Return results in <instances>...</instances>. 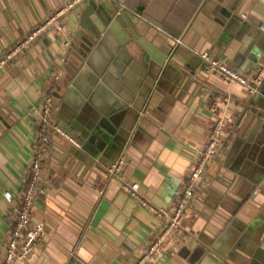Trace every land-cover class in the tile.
I'll list each match as a JSON object with an SVG mask.
<instances>
[{
  "label": "crops",
  "instance_id": "0c3cea01",
  "mask_svg": "<svg viewBox=\"0 0 264 264\" xmlns=\"http://www.w3.org/2000/svg\"><path fill=\"white\" fill-rule=\"evenodd\" d=\"M106 1L115 6L110 14L81 0L62 15L59 31H41L0 66V261L45 98L49 120L67 126L78 145L44 128L28 212L44 232L12 264L130 262L167 225V215L147 207L172 212L212 121L211 102L224 116L221 148L184 209V227L169 229L145 264H215L219 255L225 264H246L252 252L264 256V0ZM61 3L0 0V58ZM121 8L132 18H121ZM136 20L148 27L137 31ZM97 27L105 43L97 54L106 59L98 55L78 70L77 49ZM202 50L248 78L263 72L257 93L205 75ZM147 83L154 93L143 108L137 85ZM121 152L120 175L138 184L147 206L108 175Z\"/></svg>",
  "mask_w": 264,
  "mask_h": 264
},
{
  "label": "built area",
  "instance_id": "2783aa9c",
  "mask_svg": "<svg viewBox=\"0 0 264 264\" xmlns=\"http://www.w3.org/2000/svg\"><path fill=\"white\" fill-rule=\"evenodd\" d=\"M80 1L81 0H62V3L55 10L50 12V14L42 22L31 28L30 31H28L5 54V58H0V66L6 58L26 47L27 44H29L30 41L41 31L49 27L59 31L62 27L61 18L63 13ZM239 16L244 18L245 13L240 12ZM263 26L264 24H262L261 27ZM197 55L202 61V71L205 75L214 74L226 83L237 82L243 85L246 91L250 94L257 93L258 86L263 78V72H257L254 77L248 78L239 69L216 59L207 50L199 51L197 52ZM49 107V99L45 98L40 105L41 125L40 133L37 136L36 149H34L30 158V168L21 191L20 204L8 229L4 246L2 248L0 264H12L13 262H21L26 259L44 232L42 223H31L28 213L36 189L40 153L47 138L43 133L44 128L48 127L50 131L61 136L69 143L75 146L78 145V140L67 128L49 120ZM208 110L212 114V121L208 127L204 142L195 149L192 163L186 172L184 183L175 198L172 212L168 213L161 207L154 208L150 205L147 207L153 213L167 215V225L156 233L147 242L146 246L140 252L135 254L133 259L127 264H145V262L160 249L169 229L184 227V209L188 205L189 201L195 196L194 192L198 189L202 181L206 164L214 159L222 145L221 136L223 132L224 116L222 113H218L216 110V103L214 102H211L208 105ZM123 162L124 154L121 152L114 161L107 164L106 168L108 175L117 179L120 189L131 196L137 203L142 206H147L146 201L138 194V184L133 181H127L121 177L120 169ZM2 195L7 200L10 199V194L7 190H3Z\"/></svg>",
  "mask_w": 264,
  "mask_h": 264
},
{
  "label": "water",
  "instance_id": "95a60500",
  "mask_svg": "<svg viewBox=\"0 0 264 264\" xmlns=\"http://www.w3.org/2000/svg\"><path fill=\"white\" fill-rule=\"evenodd\" d=\"M94 1L97 3H100L105 8V10H107V12L109 14L115 8V6L113 4L108 3L106 0H94ZM119 10H120L119 16H121V18H123V17L124 18H130V19L132 18V14L128 10H126L124 8H121ZM63 16L64 17L66 16V12L63 13ZM123 20H125V19H123ZM131 24L135 27V29L137 31L138 30L140 31L142 28L146 29L148 27L147 26L148 24L146 25V23H144L142 20H136V21L132 22ZM97 31H98V27L94 28V31H91L92 35L87 36L86 39H84V41L81 45V50L77 49L76 54H78V55L76 58H77V62L79 61L77 64V66L79 65V67H77L78 70L80 69V67L85 66V65L93 67L92 62L94 61L95 58H97L98 55L102 57V60L106 59L104 56V53L97 54V52H98L97 49H99L98 47H105V45H104L105 43L102 42L100 33L98 34ZM145 40H147V39H145ZM140 41H142V40H140ZM142 43H143V41H142ZM144 43H146V44H144ZM144 43L143 44H144L145 48L151 53L152 52L151 48L149 46H147V44L149 42L144 41ZM72 48L74 49V47H72ZM174 48H175V46L173 47L172 52H173ZM68 52L73 54L70 47H69ZM152 57H154V56H152ZM140 75H141V73H140ZM73 83H71V84H73ZM137 87H138L137 90L139 91V93L143 97V101H144L143 108H144L145 105L152 103L151 96L154 93V91L152 90L154 88V86L147 83V85H142V86H141V84H139V85H137ZM80 93H81V96L84 97L86 95V90L80 91ZM61 126L67 127V126H64L63 124ZM212 257H213L214 261L216 262L215 264H225L224 262L220 261V258H219L220 255H219V257H215V256H212ZM246 264H264V256L263 255L259 256V254L256 253V251L252 252L250 254V257L248 258Z\"/></svg>",
  "mask_w": 264,
  "mask_h": 264
},
{
  "label": "trees",
  "instance_id": "16d2710c",
  "mask_svg": "<svg viewBox=\"0 0 264 264\" xmlns=\"http://www.w3.org/2000/svg\"><path fill=\"white\" fill-rule=\"evenodd\" d=\"M1 262V261H0Z\"/></svg>",
  "mask_w": 264,
  "mask_h": 264
}]
</instances>
